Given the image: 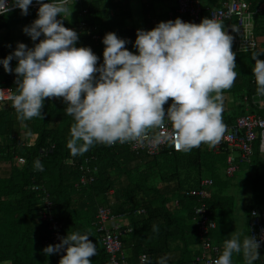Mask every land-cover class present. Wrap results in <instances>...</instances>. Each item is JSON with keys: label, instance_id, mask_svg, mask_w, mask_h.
I'll return each mask as SVG.
<instances>
[{"label": "trees", "instance_id": "16d2710c", "mask_svg": "<svg viewBox=\"0 0 264 264\" xmlns=\"http://www.w3.org/2000/svg\"><path fill=\"white\" fill-rule=\"evenodd\" d=\"M202 1L208 5L216 3ZM244 1L253 12L254 37L264 36V0ZM68 6L73 8L70 17H60L65 28L84 22L92 34L109 32L119 38L128 37L125 47L133 54H138L133 46L136 29L152 30L158 23L166 22L167 14L174 9V4L166 6L163 0H71ZM157 7L160 13L155 15ZM38 8L30 7L26 16L18 8L0 16V33L29 26L37 19ZM75 46L90 47L99 58L97 67L103 64L102 43L79 36ZM10 52L6 46L0 47V60ZM253 53L264 60L261 44L254 52L236 54L238 76L233 87L222 93L230 95L233 105L230 111H223L224 123L245 114L242 97L256 91L251 69L255 63ZM15 79L14 73H5L0 65V80L13 91ZM65 107L61 98H46L42 120L21 122L13 108L0 105V165L8 166L7 173L0 176V264H55L54 254L43 253L49 245L50 231L49 223L40 219V212L46 209L58 226L60 238L69 231L88 234L96 247L92 264H109L96 232L99 207L122 216L129 226L130 232L121 239L122 252L129 263L143 253L151 264H157L162 257L167 258L166 264H191L197 255L198 237L191 220L197 199L183 192L200 189L202 178L211 180L204 206L215 222L208 239L217 245L223 240V231L231 228L228 220L234 203L224 192L228 179L241 166L264 172V157L254 148L249 162L237 164L232 176L226 177V152L213 153L206 144L187 152L164 150L152 157L131 153L117 143L95 144L83 155L73 157L66 146L73 119L65 114ZM36 160L42 163L43 171L34 168ZM80 178L84 179L83 184L79 183ZM250 181L248 192L254 188L258 194L251 201L245 200L244 206L251 203L245 208L246 227L250 210L264 203V176L256 175ZM174 200L176 205L172 204ZM139 210L143 213H137Z\"/></svg>", "mask_w": 264, "mask_h": 264}, {"label": "clouds", "instance_id": "9594fccd", "mask_svg": "<svg viewBox=\"0 0 264 264\" xmlns=\"http://www.w3.org/2000/svg\"><path fill=\"white\" fill-rule=\"evenodd\" d=\"M35 3L37 19L23 32L39 42L32 48L18 43L0 60L4 72L16 77L15 90L0 89V99L7 95L19 121L42 120L45 99L61 98L65 114L73 119L66 145L73 157L95 144L169 143L176 151L187 152L201 144L214 147L220 141L226 129L222 93L233 87L238 76L233 36L221 22L204 18L195 24L177 18L160 22L150 31L137 30L133 46L138 54L126 49L127 40L107 33L102 40L103 64L97 67L99 58L91 48L76 47L78 33L63 26L60 17H70L73 11L69 0ZM32 4L33 0H0V16L15 8L26 16ZM258 57L253 53L252 74L256 94L264 96V60ZM33 166L43 171L39 160ZM59 239L60 243L43 249L46 256L63 252L59 264H92L96 247L88 234L69 231ZM234 253L242 254L245 264H254L260 258L259 242L249 235L241 240L240 234L232 233L214 264H232ZM123 257L125 264L137 262V257L131 263L124 253ZM166 260L162 257L157 264ZM142 264L151 262L145 256Z\"/></svg>", "mask_w": 264, "mask_h": 264}, {"label": "built area", "instance_id": "2783aa9c", "mask_svg": "<svg viewBox=\"0 0 264 264\" xmlns=\"http://www.w3.org/2000/svg\"><path fill=\"white\" fill-rule=\"evenodd\" d=\"M174 2L173 11L167 14V21L179 18L186 23L199 24L204 18L215 19L225 24V31L233 36V52L243 54L256 51L257 43L251 29L253 26V12L248 10L247 3L241 0H216L215 5L212 8H208L204 7L199 0H175ZM37 6L39 5L36 3L30 7ZM81 13L84 12L82 11ZM71 29L76 31L79 36L90 37V40L95 43H102L104 36L107 34H92L91 29L84 22L77 23ZM121 39L128 40V37ZM252 81L257 88L253 74ZM0 89L8 90L12 88L0 81ZM242 102L245 114L236 116L231 123H224L226 126L225 132L214 147L206 144L207 148L213 153H219L222 150L226 152L224 170L226 177L232 176L237 170V164L249 162L254 148L260 155L264 156V96H258L255 91L249 97L243 96ZM5 104L12 107V101L8 99L7 95L0 99V105ZM167 107L168 105H165V108ZM160 134H164L163 130H161ZM117 145L126 148L131 153L143 154L147 157L158 155L164 150L179 152L169 143L152 146L147 142L143 144L136 142L121 144L117 142ZM203 145L201 144L200 146ZM230 153H236V158L232 157ZM79 183L83 184L84 179L80 178ZM198 185L200 189H191L183 192V194L196 197L197 199L196 206L192 208L191 218L198 237L195 245L197 255L191 264H214V261L220 255V250L217 245L208 239V233L214 230L215 222L209 218L204 206V201L208 197L207 188L210 187L211 180L202 178L199 180ZM172 204L176 205V200ZM45 205L48 206V203H45ZM46 211L40 212V219L49 223L48 230L50 234L48 242L49 245H55L60 243L58 226L52 219L53 217ZM137 213H143V210H139ZM253 213L256 215H253ZM124 222L125 220L122 216L111 214L107 208L99 207L96 210V232L99 234L100 244L107 254L109 264H125L121 239L130 232V228ZM248 235L255 237L259 242V251L264 250V208L250 210ZM62 255L63 252L54 254L56 264H59ZM142 257L145 256L139 255L135 264H142Z\"/></svg>", "mask_w": 264, "mask_h": 264}, {"label": "rangeland", "instance_id": "374dc122", "mask_svg": "<svg viewBox=\"0 0 264 264\" xmlns=\"http://www.w3.org/2000/svg\"><path fill=\"white\" fill-rule=\"evenodd\" d=\"M170 4L171 2H169V0L164 1V5L170 6ZM134 7H135V3H134ZM137 9L138 8H136V10ZM0 37H2L0 38V47L6 46L9 49H11V52L9 54H11L16 49V46L18 43H23L29 48H32L35 43H38L37 41H32L29 36L24 34L22 28H15L11 30L10 32L4 33V34L0 33ZM255 41L258 45L261 44L264 46V36H258L257 38H255ZM16 64H17V61L15 59L10 62V66L13 69L16 67ZM223 107H224L225 112L230 111L231 108L233 107L232 102H231V97L229 94H223ZM25 142H28V141H25ZM230 154L232 157L236 158V153H230ZM240 169L241 170L236 172L232 178L228 179L227 188H225L224 190V192L227 195H230L232 197L233 203H234V210L231 216L232 219L228 223L231 225V229H230L231 232L230 234H224V237L230 239L232 233H237V234H240V239L243 240V238L247 236L246 234L247 228L245 225V222L247 221V217H246L247 209L245 210V208L246 206L251 204L249 203L244 206L245 200L247 199L251 201V199H254L253 196L258 194L254 188H252L251 191L248 192L249 184H252L250 179H252L256 175H258V178L262 177L264 176L263 175L264 172L263 171L254 172L252 170L250 171L245 170L244 166H241ZM7 170H8L7 165H0V176L5 175L7 173ZM161 186L162 185H158L160 189L164 188L163 186L162 187ZM260 208H264V203H261L255 207V209H260ZM223 244H224V241L217 244L219 248L221 249V253L223 251ZM261 254L264 255V250L262 251ZM234 258L235 260L236 258H239V261L241 259L244 260L242 254L234 253ZM263 264H264V258H263Z\"/></svg>", "mask_w": 264, "mask_h": 264}, {"label": "crops", "instance_id": "0c3cea01", "mask_svg": "<svg viewBox=\"0 0 264 264\" xmlns=\"http://www.w3.org/2000/svg\"><path fill=\"white\" fill-rule=\"evenodd\" d=\"M143 0H140V2H142ZM163 1H165V0H163ZM171 2V4L170 5H173V2L172 1H170ZM160 12H159V7H157L156 8V10H155V15H158ZM137 30H139V28H137L136 29V32H137ZM227 102H228V100H227ZM232 218H230L228 221H230ZM246 223L247 222H245V225H246ZM247 228V236H248V226L246 227ZM231 229V228H230ZM230 230L229 231H223V240H221V242L222 241H225V240H227L228 238H225L224 237V234H230ZM220 249V248H219ZM263 251V250H262ZM262 251H259L260 253H259V256H260V258L258 259V260H256L255 262H254V264H263V258H264V255L263 254H261L262 253ZM220 254H221V249H220ZM174 255V254H173ZM232 264H245V262H244V260L243 259H241L240 261H239V258H236V260H235V258H234V254H233V256H232Z\"/></svg>", "mask_w": 264, "mask_h": 264}]
</instances>
